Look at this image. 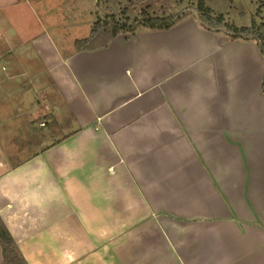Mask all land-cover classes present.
<instances>
[{"label": "crops", "instance_id": "obj_1", "mask_svg": "<svg viewBox=\"0 0 264 264\" xmlns=\"http://www.w3.org/2000/svg\"><path fill=\"white\" fill-rule=\"evenodd\" d=\"M39 24L0 34V216L28 264H264L256 42L188 17L77 51ZM53 94L75 129L45 144Z\"/></svg>", "mask_w": 264, "mask_h": 264}, {"label": "rangeland", "instance_id": "obj_2", "mask_svg": "<svg viewBox=\"0 0 264 264\" xmlns=\"http://www.w3.org/2000/svg\"><path fill=\"white\" fill-rule=\"evenodd\" d=\"M34 1L30 0L32 5L36 6V3H39L41 0ZM202 1L212 11L213 16H223L226 23L239 28L250 27L253 19L260 21L264 18V0ZM42 2L43 4L38 5V8L36 7L35 9L23 4V0H0V11L2 12L0 34L2 33L4 36L1 40H5L8 44L15 46L18 40L25 35L26 29L30 31V24H37L36 35L40 32L39 22L43 21L48 26L59 47L66 50L67 47H70L72 50L73 48L75 49V46L73 47L71 46L73 44H68L70 39L73 36L79 40L87 39L91 35L94 23L99 19L103 21L110 15H117L121 20L127 18L125 21L131 23L134 19L141 18L144 10L151 16L182 15L184 19L188 17L197 19L199 15L197 8L200 0H42ZM45 12L47 14H44ZM35 13L37 14L38 21L35 18ZM143 30L146 29L141 28L139 31ZM14 51H17L14 54L23 53V50H19V48L14 49ZM44 75L47 76L46 73ZM23 80L25 81L26 79L20 78L19 81L23 82ZM45 81H47V88H53L48 78H45ZM24 85H28V83L25 82ZM28 91L31 92L30 89ZM31 94L34 93L31 92ZM53 97L54 99L50 98V104L55 109L53 113L60 115L59 117L65 123L61 128L59 126L53 129V122L50 128L45 129V132L51 133L53 137V140H47L45 144L53 142L56 140V137H61L63 133L72 132L75 129L71 124H67L69 116L67 115V111L58 104L57 98L59 97L56 94H53ZM27 101L34 108L36 105L38 107L40 103L33 96L27 99ZM34 108L31 107V111ZM43 120H45L44 117L38 115L37 123Z\"/></svg>", "mask_w": 264, "mask_h": 264}, {"label": "trees", "instance_id": "obj_3", "mask_svg": "<svg viewBox=\"0 0 264 264\" xmlns=\"http://www.w3.org/2000/svg\"><path fill=\"white\" fill-rule=\"evenodd\" d=\"M198 20L200 25L213 33H224L232 41H254L264 58V18L260 21L253 19L250 27H236L226 23L223 16H213L212 11L200 0L198 5ZM182 15L151 16L144 10L143 16L134 19L131 23L121 20L117 15H110L106 20H97L87 39L77 40V51H96L107 47L118 35H135L141 28L149 30H169L182 21ZM264 93V77L262 81ZM0 247L2 250L1 264H28L18 244L0 216Z\"/></svg>", "mask_w": 264, "mask_h": 264}, {"label": "built area", "instance_id": "obj_4", "mask_svg": "<svg viewBox=\"0 0 264 264\" xmlns=\"http://www.w3.org/2000/svg\"><path fill=\"white\" fill-rule=\"evenodd\" d=\"M6 68L5 67H3V70H5ZM42 126H44V124H42Z\"/></svg>", "mask_w": 264, "mask_h": 264}]
</instances>
